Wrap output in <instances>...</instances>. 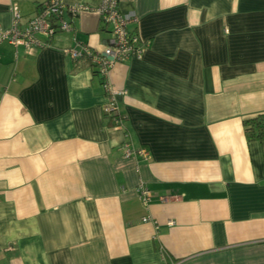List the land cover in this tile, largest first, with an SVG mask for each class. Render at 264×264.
<instances>
[{"label": "crops", "instance_id": "1", "mask_svg": "<svg viewBox=\"0 0 264 264\" xmlns=\"http://www.w3.org/2000/svg\"><path fill=\"white\" fill-rule=\"evenodd\" d=\"M43 1L0 0V27ZM119 7L144 48L109 71L121 125L95 67L62 49L102 48L95 15L51 45L0 42V264H264V137L245 123L264 113V0Z\"/></svg>", "mask_w": 264, "mask_h": 264}, {"label": "built area", "instance_id": "2", "mask_svg": "<svg viewBox=\"0 0 264 264\" xmlns=\"http://www.w3.org/2000/svg\"><path fill=\"white\" fill-rule=\"evenodd\" d=\"M13 23L8 28L0 27V42L7 40L14 44H22L26 47L51 45L50 38L57 31H72L74 24L72 17L82 12L95 15L99 21L108 28L109 38L102 48L91 47L83 41L62 48L73 60L86 57L96 72L100 75L107 92V100L104 103V111L107 117L112 118L114 124L121 125L122 115L119 110V97L126 94V89L116 88L110 80V69L120 61L143 55V44L139 33L129 27V24L137 20L134 10L122 11L119 0H101L97 4L86 2L67 3L65 0H45L41 3L39 11L31 16L24 25H21V13L14 4ZM140 153L148 156L145 148L133 149L127 145L126 154ZM143 203L151 200V190L140 183L137 187ZM161 201H170L173 195L159 196ZM149 221L150 217H143ZM174 221H170L173 223Z\"/></svg>", "mask_w": 264, "mask_h": 264}, {"label": "trees", "instance_id": "3", "mask_svg": "<svg viewBox=\"0 0 264 264\" xmlns=\"http://www.w3.org/2000/svg\"><path fill=\"white\" fill-rule=\"evenodd\" d=\"M246 133L249 139L264 137V113L245 121Z\"/></svg>", "mask_w": 264, "mask_h": 264}]
</instances>
